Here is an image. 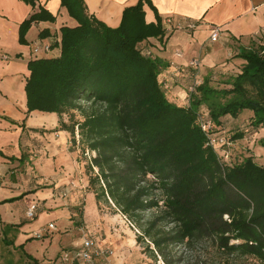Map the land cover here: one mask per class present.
<instances>
[{"label":"trees","instance_id":"16d2710c","mask_svg":"<svg viewBox=\"0 0 264 264\" xmlns=\"http://www.w3.org/2000/svg\"><path fill=\"white\" fill-rule=\"evenodd\" d=\"M23 1L36 6V0ZM61 2L77 25L61 28L58 57L29 61L28 112L80 113L83 120L70 129L75 134L77 126L84 150L96 152L87 173L98 168L90 177L94 190L100 185L98 201L108 195L158 251L166 243L156 230L164 219L174 225L177 243L211 240L223 256L220 264L250 258L263 263L264 162L232 155L223 162L210 144L212 128L204 130L198 120L202 105L216 129L249 110L251 125L264 129V30L259 45L241 50L245 63L239 72L218 80L217 87L204 82L186 106L170 96L161 80L162 61L143 44L156 39L163 45L172 34L160 17L146 21L150 0L126 8L117 28L90 15L84 0ZM55 20L40 8L20 25V43H27L34 23ZM154 190L161 192L162 205ZM155 209L157 216L145 223L146 212Z\"/></svg>","mask_w":264,"mask_h":264},{"label":"crops","instance_id":"0c3cea01","mask_svg":"<svg viewBox=\"0 0 264 264\" xmlns=\"http://www.w3.org/2000/svg\"><path fill=\"white\" fill-rule=\"evenodd\" d=\"M139 1L84 0L88 13L111 28ZM150 2L144 5L148 23L171 17L197 25L174 31L163 45L156 39L143 43L162 61L161 80L182 105L204 82L216 84L239 72L245 63L241 50L259 45L257 36L264 30V0ZM40 8L55 22L34 23L21 44L20 25ZM76 25L61 0H36L35 8L23 0H0V264H65L63 253L80 245L85 227L114 251L95 264H129L137 243L123 214L103 211L90 185L77 126L75 134L70 129L76 124L70 125L72 113L28 112L25 87L34 47L51 45V52L41 51L40 57H58L61 28ZM214 27L221 30L217 42L210 39ZM43 31L46 38L40 36ZM177 51L184 57L177 58ZM193 59L198 67L188 66ZM90 198L95 208L88 207ZM32 203L38 207L31 220L26 212Z\"/></svg>","mask_w":264,"mask_h":264},{"label":"rangeland","instance_id":"374dc122","mask_svg":"<svg viewBox=\"0 0 264 264\" xmlns=\"http://www.w3.org/2000/svg\"><path fill=\"white\" fill-rule=\"evenodd\" d=\"M215 84V86H218ZM221 88H230L221 86ZM172 97V96H171ZM190 98V97H189ZM2 101V99L0 98ZM189 103L186 105L188 106ZM73 118L70 121L72 122H81L83 120L82 116L78 111L72 113ZM254 118V113L249 110L243 111L237 118L228 117L227 121L224 123V128L218 127L215 128V125L212 124L209 109L206 105L200 107L199 123L202 127H205L207 131L211 128L212 133L209 135L210 139L217 140L220 142L221 139L225 140L227 144L222 145L221 143H215L214 148L219 154V157L223 162H227L229 156H235L236 159L243 160L247 157H253L255 161L259 164L264 162V148L261 147L262 140L264 138V129L259 127L255 128L251 125V122ZM214 126V128H213ZM76 137L80 141V130L76 127ZM238 134H243V137L237 138ZM81 151L85 152V158H87V164H91L92 160L96 156V152L90 150H84V145H81ZM86 164V170H87ZM98 168H93L92 173H87L89 180L90 177L98 175ZM149 181L153 180V177L148 178ZM103 183V182H102ZM101 185L103 186V184ZM105 187V186H104ZM100 190V185L95 186V191ZM154 196L161 201V192L154 190ZM101 204L103 211L115 213H120L119 210L115 208L113 201L106 195V198L101 199ZM89 208H95V202L93 198H90L87 202ZM90 210V209H89ZM159 210H151L146 212L145 223L153 220ZM155 214V215H154ZM227 218V217H226ZM124 219L128 220L130 227L134 233L135 239L140 238V241L136 243L135 249L129 255V264H220L223 260L222 254L219 252L216 246L213 245L211 240H204L200 243H195L191 246L185 244H180L175 242V233L174 225L169 223V221L162 219L157 224V231L161 232V238H165L166 243L162 249V252L158 251L157 248L151 243L150 238L143 237L142 230L139 229L135 224L130 222V220L124 215ZM233 263L234 259L232 257ZM240 264V263H238ZM241 264H257L255 260L248 259L245 263ZM262 264V263H261Z\"/></svg>","mask_w":264,"mask_h":264},{"label":"built area","instance_id":"2783aa9c","mask_svg":"<svg viewBox=\"0 0 264 264\" xmlns=\"http://www.w3.org/2000/svg\"><path fill=\"white\" fill-rule=\"evenodd\" d=\"M162 26L165 29L167 33H173L176 30H194L196 28L195 23H191L187 26L176 23L173 18L171 17H165L162 20ZM221 30L219 27H214L211 34V41L217 42L220 38ZM50 45H46L44 47L40 45H36L33 49V54L35 56H39L41 51H44L46 53L51 52ZM177 58H183L184 55L182 52L177 51L176 52ZM188 66L190 67H198L199 62L197 59H193L189 62ZM204 130H206L205 127H203ZM77 134V133H76ZM217 140L210 139V144L212 146L215 145V143H221L222 145L227 144L225 140L221 139L220 142H216ZM229 158V155L226 157ZM37 204L32 203L29 208L27 209L26 215L28 219H34L36 217V211H37ZM49 230H56V226L54 224H49L48 226ZM114 254V251L107 246V244L104 243L103 240H100L97 237V232L90 230L89 228H83L82 236H81V242L80 245L73 249L65 251L62 255V260L65 262V264H95L97 259L99 258H106L108 256H112ZM264 264V261L263 263Z\"/></svg>","mask_w":264,"mask_h":264}]
</instances>
